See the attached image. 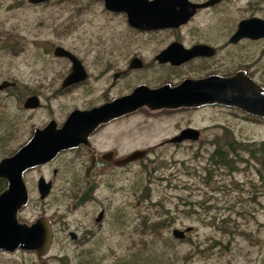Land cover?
<instances>
[{"label":"rangeland","instance_id":"1","mask_svg":"<svg viewBox=\"0 0 264 264\" xmlns=\"http://www.w3.org/2000/svg\"><path fill=\"white\" fill-rule=\"evenodd\" d=\"M16 1L21 0H0V26L3 30L13 26L28 33V37L31 36L32 29L40 31L42 35L49 33L46 37H53L56 42L77 53L92 70L96 68L95 73L104 66H94L92 60L111 56L106 52L102 54L104 44L109 49L115 48L113 52L120 54H114L113 57H123L114 62L117 63L114 67L123 65L128 56L134 53L152 56L160 44L156 40L151 41V44L131 41L128 33L120 31L125 28L123 16L103 13L102 7L95 0H89L90 5L80 13L68 3L39 7L28 3L26 7L20 8ZM11 2L15 3L14 10L8 7ZM44 24L54 25L56 29L42 28ZM34 47L29 48L28 65L15 56H5L9 64H2L1 68L10 70V79L17 78L21 82L35 84L41 79H37L40 76L45 78L42 69L49 65L46 63L47 56H43L41 51L36 52L39 49ZM42 51L45 52L44 49ZM35 60L38 64L34 63ZM59 63L62 72L66 62L59 60ZM97 84L96 79H91L85 87L72 94L60 97L44 95L45 105L42 108L25 112L20 109L24 97L18 93L11 94L4 100L0 99V109L11 121L26 117V123L18 122V140L25 142L30 138L32 126L47 122L52 113L53 117L62 121L74 108L90 106L101 99L104 101L106 97H103V89L107 81L103 80V85L98 89H95L97 86L93 88ZM125 91L127 90L124 89L123 92ZM118 93L120 92H111L107 97ZM189 125L203 129L202 143L161 144ZM227 130L243 142L264 140V121L253 120L245 112L226 106H211L172 115L149 111L145 107L134 115L113 123L106 129L105 135L101 132L94 138V145L99 150L110 148L116 141L106 136L118 134V147L124 154L135 149L154 148L149 168L134 165L137 175L125 172L123 179L121 176V180H112V187L103 176L95 177L98 182L95 199L81 210L72 207L73 193L55 192L48 201H42L37 189L32 188V199L23 216L32 220L45 214V217L54 221L56 235L50 244L51 249L47 252L21 249L13 252L0 251V264H78L81 260H88L87 264H126L130 260L122 257L130 256L131 246L140 243L143 234L138 228L145 229L142 225L144 216L147 218L146 222H151V216L160 221L175 219L165 232L171 237H174L172 232L175 228L194 227L187 239L179 240L174 237L175 247L181 256L178 264H264V181L256 172L258 165L248 161L241 163V171L236 175L240 180L238 186L232 184L226 176L229 169L206 170L214 149L206 140L217 134H225ZM3 133L4 129L0 127V135ZM20 146L15 140L6 146L0 144V159L14 153ZM244 157L250 158L247 153ZM56 164L59 166V163ZM50 169L39 168L29 172L28 181L35 186L34 180L42 172L54 179ZM246 173L250 174L246 176ZM71 178L62 174L57 182L59 185H66L67 179ZM251 178L253 182L248 181ZM73 180L78 185L86 183L84 176L76 175ZM45 203L47 210L43 212L40 208ZM100 205L109 210L108 220L103 230L96 231L87 242H81L83 239L80 230L81 240L76 242L72 241L66 230H60L64 223H70L73 229L92 224L91 216L96 214ZM117 210L123 214H117ZM126 221L127 225H124ZM224 221H228L229 225H224ZM234 222L241 229H250L246 232L252 234V229L256 231L254 239L243 232L234 233ZM226 226L228 230L222 229ZM145 236L151 237V234L144 233L143 237Z\"/></svg>","mask_w":264,"mask_h":264},{"label":"flooded vegetation","instance_id":"2","mask_svg":"<svg viewBox=\"0 0 264 264\" xmlns=\"http://www.w3.org/2000/svg\"><path fill=\"white\" fill-rule=\"evenodd\" d=\"M95 1L102 7L101 10L103 11V13L113 16H123L125 28L120 31H122V33H128L129 39H131V41L134 42L138 40V42L151 44V41L156 40L158 41V43H160L158 48H156L152 56H144L141 53H134L133 55L128 56L123 65L114 67V65L117 64L114 62L122 60L123 57H113L114 54H118L113 52L115 48L109 49V47H106V44H104L103 46H105V49L102 50V54L106 52L111 56H104L101 58L96 57L92 60L94 66H104L103 68H100L101 70L98 73H95L94 70H96V68L94 67V69L92 70L87 62L77 53L59 44V42H56L53 37H46V35H48L49 33L44 34L42 31V33L44 34L42 35L40 31H35L34 29H32L31 36L28 37V33H24L23 31L16 29V27L9 26V28L3 30V27L0 26V84L5 81L14 83L4 87L3 89H0V99L4 100L7 96L9 97V95L11 94L15 95V93H18V95H22L24 98L21 101L20 109L24 112L42 108L45 105V102L43 100L44 95H46L47 97H60L61 95H65L68 93L72 94L75 90L85 87L87 83L91 81V79H96V82L98 84L94 85L93 88L97 86L95 89H98L103 85V80L107 81V84L103 89V97H106L104 101H102L101 99L93 105L74 108L62 121H59L55 117H53L54 114L52 113L51 115H49L51 118L47 122L43 123L40 126H32L30 138H28L25 142H21L18 140V131L20 130L18 122L26 123V120H24L26 119V117L20 118V120H17L18 118H15L11 121V118L7 119L5 116V112L0 109V127L4 129V133L0 135L1 145L6 146L14 140L18 141L21 144V146L17 149L18 151L33 137L37 129H44L45 127L50 125L52 121L55 123L57 129H61L65 124V121L73 111L87 110L95 106L110 102L117 97L132 93L136 87L141 85H146L149 88H158L163 85L170 84L172 87H174L180 84L183 80L189 78L203 79L210 76L232 77L237 73H243L245 76L249 77L251 80L255 81L258 85L264 88V28L261 32L263 35H261L260 37L254 38L252 36H244L240 37L236 41L232 40L236 32L238 31L242 21L258 19L264 23V0H146V2H142V5H134L135 8L139 10V13H137V15H140V12L141 15H144V13L146 12L145 14L148 15L150 24L151 16L156 18V21H154L156 25L154 27L135 26L130 23L129 14L127 11H117L108 8L106 0ZM16 3L20 8L26 7L28 3H30V5H32L33 7H39L41 5H51L53 3H68L71 7H73L75 11L79 13L85 11L86 7L90 5L89 0H44L39 2H33L31 0H21L16 1ZM137 3H139V1H137L135 4ZM14 5L15 3L11 2L10 4H8V7H12V9L14 10ZM45 27H53L56 29L54 25L49 26L44 24L42 28ZM58 36L59 34H57V39ZM174 43H178L181 45L182 52L190 50L196 46H200L203 49L198 55L192 56L178 64H175L170 60L160 61L157 55H159L162 51H164ZM34 46L39 49L36 50V52L41 51L43 56H47L46 63L49 65L46 69L44 67L42 69V71L45 72V78H43V75L40 76L37 79H41L39 81L37 80L38 83L35 84H29L28 82L24 83L17 78L10 79V70H2L1 68L2 64H9V62L5 60V56H10V58L15 56L17 57V59L20 58L23 63L25 62V65H28V51L29 48L34 49ZM58 47H64L66 50L70 51L73 55L76 56L77 60L80 62L79 65L82 67V70H85L86 72V77L84 79L74 81L73 83L67 85L64 84L68 76L73 73L76 75L79 74L76 73V71L79 69V66L75 65L74 61L69 57L58 56L56 54V50ZM43 49L45 50V52L42 51ZM186 54L187 53H185V55ZM59 60L66 62V67L62 72L59 68ZM31 63H33V61H31ZM34 63L38 64L36 60L34 61ZM38 71H40V69ZM60 76H62L61 79ZM40 86L41 88H39ZM124 89H126L127 91L123 92ZM116 91H119L120 93L114 95L113 97H107L109 93ZM33 96L38 98V105L35 107H30L27 105V101L28 98ZM211 106L225 105L215 102L196 107H181L176 109L163 108L156 111L172 115L174 113H182L191 110L197 111ZM145 107L149 111L152 110L147 106H143L136 111L144 109ZM226 107L241 110L237 107ZM136 111L120 116L109 121L108 123L99 125L92 133L89 134L87 143H80L78 146L61 149L55 155V157L47 163L36 165L25 170L24 180L27 185L29 198L27 203H25L19 210L18 220L21 223H27L29 225L39 221L42 223V226L46 230L45 247L42 250L30 251H49V249H51L50 244L55 239L56 235V232L54 230V221L45 217V214H41L38 218L32 220H27L24 218L23 214L29 207L32 199V188L37 189L39 198L42 201H48L55 192H63L69 194L73 193L74 196L72 197V207L74 209L81 210L95 199V193L98 188V182L95 181V177L103 176L106 183L112 187L114 185V181L112 180L120 179L121 176L123 179V173L125 172L129 174L131 173V175H137V169L134 165L140 164V166H143L146 169L149 168L151 162V152L154 151V148H143L147 150L146 154L143 157L129 161L127 163H118L119 160L127 157L132 152L139 149L129 151L125 154L122 153L123 150L118 147V144H120V135L118 134L106 136L107 138H114L116 141L110 148L104 147L102 150H99L93 143L94 138L99 133L103 132L102 134L105 135L106 129L110 125L121 121L125 117L134 115ZM245 113L249 118L253 120L259 122L264 121V119H262L264 117L254 116L247 112ZM187 128L197 129L200 133L199 137L186 138L181 142L170 141L173 137L179 135L183 129ZM203 134V129L189 125L185 128H182L178 134L169 139H166L164 143L161 144H181L183 142H192L195 144L202 143ZM220 135L221 134H217L213 138H208L206 140V143L211 144L215 147L216 144L222 143L225 139L220 137ZM233 136V141L243 143V140L238 139L234 135V133ZM17 151H15L14 153H16ZM14 153L6 156H11ZM245 160L251 162L250 158H245ZM252 162L255 164L254 161ZM56 163H59V166H57ZM240 165L241 164L237 165L238 169H229V173L226 174V176L230 178V182L232 184H236V186H238L240 183V180L238 181V179L236 178L237 173L241 171L239 170ZM39 168H51L50 173H52L51 176H53L54 179L48 178L46 176V173L42 172L38 176H36L34 180V183L36 184L35 186H33V184L28 181V175L29 172L36 171ZM256 170L260 179L264 181V169ZM62 174H66L67 176L72 177L71 179H67V184H63L64 186L59 185L57 182L58 177ZM249 174L250 173H246L245 175L248 176ZM76 175L84 176L86 178V183L83 185H78L75 180H73V177ZM42 178H44L46 182H51L50 191L44 198L42 197V187L40 184ZM0 180H4V187L0 190L1 193L2 191L9 188V181L6 179ZM248 181L253 182L254 180L251 178L248 179ZM93 185L94 190L90 197L84 203L77 205V202L82 194ZM134 189L136 191L138 190V188ZM46 206V203L43 204L40 210L45 212L47 210ZM108 212L109 210H107V207H105L104 205H100V207L95 211L96 214L91 216L93 221L92 224L85 225L83 226L84 228L73 229L69 225L70 223H64L62 224L63 227L60 230H66L69 237L72 239V241L75 242L79 241L80 239V230L82 233L81 239H83L81 242H87L90 237H93L96 234V231L100 232L101 230H103L104 225L108 220ZM120 213H122V211L117 210V214ZM88 215L89 213H87V216ZM142 219L143 222L147 220L145 216ZM124 225H127V221L124 222ZM233 225H235V227L233 228L234 233L243 232L246 236L254 239V233H256V231L252 229L253 232L251 234L250 232H246L250 231V229H241L236 222H234ZM187 235L182 240L187 239Z\"/></svg>","mask_w":264,"mask_h":264},{"label":"water","instance_id":"3","mask_svg":"<svg viewBox=\"0 0 264 264\" xmlns=\"http://www.w3.org/2000/svg\"><path fill=\"white\" fill-rule=\"evenodd\" d=\"M39 2L44 0H31ZM137 1L139 3L135 4ZM146 0H106L107 7L113 10H125L129 14L131 24L139 27H154L155 17L151 16V24L148 15H137L139 10L136 5H142ZM135 5V6H134ZM145 5V4H144ZM143 13V12H142ZM264 23L258 19L244 20L233 37L236 41L240 37L252 36L254 38L263 35ZM181 45L171 44L167 49L157 55L160 61H172L178 64L192 56L198 55L203 49L196 46L190 50L181 51ZM185 53H187L185 55ZM58 56L71 58L75 65L79 66L76 74L67 77L64 84L86 77L85 70L79 65L76 56L64 47L56 50ZM81 69V71H80ZM14 84L5 81L0 84V89ZM38 98H28L27 105L35 107L38 105ZM37 102V103H36ZM220 103L225 106L237 107L251 115L264 117V88L255 81L237 73L232 77L210 76L203 79H185L177 86L170 84L158 88H149L146 85L138 86L130 94L117 97L110 102L87 110L73 111L61 129H57L52 121L44 129H37L33 137L11 156L3 157L0 160V179L9 181V188L0 193V250L14 251L17 248L23 250H42L46 245V230L42 223L37 221L34 224L21 223L18 220V212L27 203L29 193L24 180V172L30 167L47 163L61 150L80 143H87L88 136L99 125L108 123L120 116L132 113L137 109L147 106L152 110L163 108L176 109L181 107H196L211 103ZM199 131L195 128L183 129L181 133L170 141L181 142L186 138H198ZM146 149H139L132 152L118 163L143 157ZM42 197H46L51 188V182L44 178L40 181ZM94 185L88 188L80 197L77 205L84 203L92 194ZM194 230L193 226L175 228L173 236L177 239H184L187 233Z\"/></svg>","mask_w":264,"mask_h":264},{"label":"trees","instance_id":"4","mask_svg":"<svg viewBox=\"0 0 264 264\" xmlns=\"http://www.w3.org/2000/svg\"><path fill=\"white\" fill-rule=\"evenodd\" d=\"M228 132L230 131L227 130L226 134L220 135V137L225 139L222 143L215 145L209 157L206 170L210 172L213 169H238V164L247 161L244 158L245 153L249 155L251 162L254 161L255 164L258 165V170L264 169V140L259 142L238 143L237 141H233V133ZM3 187L4 180H0V190ZM154 219L156 218L151 216V222L145 221L142 224L150 233L145 229L138 228L141 234H151V237H143L142 235L140 243H134L133 246H131V255L122 257V259L130 260L126 264H178L181 256L180 252L175 247V239L165 234V232L169 230V226L176 220L160 221ZM223 224L229 225V222L224 221ZM222 229L228 230L229 228L226 226L225 228L222 227ZM150 240L151 244H149ZM160 241H163V244H160ZM85 259L88 258L86 257ZM87 261L88 260H81L78 261V264H87ZM122 263L123 262H118V264Z\"/></svg>","mask_w":264,"mask_h":264}]
</instances>
